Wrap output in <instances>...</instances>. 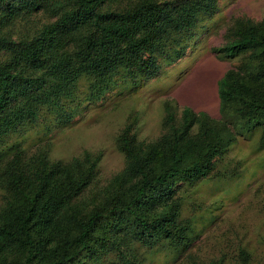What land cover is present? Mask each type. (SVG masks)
Here are the masks:
<instances>
[{
	"label": "trees",
	"instance_id": "obj_1",
	"mask_svg": "<svg viewBox=\"0 0 264 264\" xmlns=\"http://www.w3.org/2000/svg\"><path fill=\"white\" fill-rule=\"evenodd\" d=\"M215 6L216 0H0V137L32 121L41 105L71 96L81 77L91 79L96 95L120 70L154 76L166 40L186 34ZM37 12L51 20L11 38V26ZM211 50L238 57L217 80L219 117L165 99L155 139L137 141L131 122L121 129L125 166L100 191L86 192L99 154L82 151L63 161L44 149L18 148L0 161V264H101L113 250L117 259L106 264H128L126 236L187 244L190 222L178 218L174 186L205 177L242 131L261 126L264 145V17L235 18Z\"/></svg>",
	"mask_w": 264,
	"mask_h": 264
},
{
	"label": "rangeland",
	"instance_id": "obj_2",
	"mask_svg": "<svg viewBox=\"0 0 264 264\" xmlns=\"http://www.w3.org/2000/svg\"><path fill=\"white\" fill-rule=\"evenodd\" d=\"M260 20L264 0H216L211 14H199L186 34L172 35L157 56L154 76L143 78L119 71L93 94L91 79L81 77L71 96L57 105L44 104L32 121H24L0 137V161L14 149L32 153L44 149L51 160H69L82 151L99 154L96 174L86 192L100 191L124 166L117 135L129 122L137 141L155 139L162 131L163 101L173 100L219 117L217 80L238 57H218L211 50L223 42V33L235 18ZM46 14H31L10 28L11 38L29 36ZM174 38V39H173ZM176 54V56H175ZM131 73V72H130ZM262 127L240 132L226 150L212 160L209 173L174 186L178 218L190 222L184 246L165 240L151 244L126 236L128 264H192L218 260L221 264H264V145ZM2 196L0 193V205ZM124 248V246H123ZM242 249L247 259L241 258ZM116 260L115 251L100 259Z\"/></svg>",
	"mask_w": 264,
	"mask_h": 264
}]
</instances>
